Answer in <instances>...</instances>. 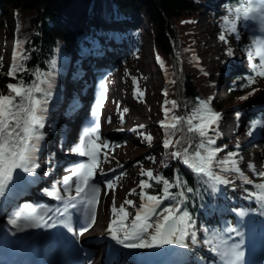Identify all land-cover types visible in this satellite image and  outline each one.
<instances>
[{
    "label": "snow or ice",
    "instance_id": "obj_1",
    "mask_svg": "<svg viewBox=\"0 0 264 264\" xmlns=\"http://www.w3.org/2000/svg\"><path fill=\"white\" fill-rule=\"evenodd\" d=\"M229 11L234 18L228 20V17H225V20L232 25L228 31L235 33L237 20H240L252 22L257 26L259 32L264 33V0H242L239 7L229 9ZM218 38L227 43L223 33L219 34ZM236 38L239 39V36L237 35ZM249 48L252 51H249ZM245 51L250 57L255 55L259 58L258 64L251 65L253 74L246 77V85H242L251 86L256 83L257 77L264 78V36H253ZM227 55H233L231 49L227 51ZM23 59L26 57L22 56L18 49H14L12 63L7 73L9 77H15L18 71H25L23 64L20 63ZM56 68L57 62L52 59L48 71L34 72L36 80L31 84L27 82L8 83L6 87L9 94H0V197L6 195V189L11 192L15 188L14 180L18 183L24 179L20 173L31 176V183H35L39 179L36 175L37 169L40 167L37 162V154L42 150V142L45 141L46 137V133L40 130L45 127L48 103L53 98ZM133 83L135 84V80ZM257 90L253 89V92L248 95L254 94ZM137 95L142 97L144 94L138 91ZM241 99H247V97H241ZM104 100L105 92L103 84H101L98 97L91 109L92 123L83 128L68 149L72 154H78L87 159L66 168L65 171L69 174L64 175L61 181H54L51 190L42 189L47 196L62 202V207H36L30 203L17 206V210L7 220V223L13 226L16 232H24L29 228L53 227L55 224H61L69 232H73L75 213L76 223L80 225L75 231V235L83 236L97 222V205L100 200L101 187L94 181L98 171L101 176L105 175L104 170L100 167L101 155L103 154L104 161H107V152L103 150L110 147L109 141L100 135L99 116ZM173 107H175V102H173ZM117 108L119 111V105ZM168 111L165 109V121H161V127L165 129V139L163 140L165 149L174 148L182 143L181 140L175 142L172 140V135L182 122L186 123L188 133L200 138V142L195 146V151L190 152L189 148L172 151L170 155L173 159H179L198 176L207 177L208 181H211L213 192L217 191L216 185L230 183L228 179L213 172L214 164L224 171L238 173L244 183L252 184V180L244 176L240 168L237 167V161L234 157L238 153L229 152L225 159L217 160V155L222 149L213 147L216 141L209 136V132H217L222 119L221 113L213 111L208 102L205 101L200 103L186 121L185 118L179 116H172L169 120ZM127 112V108L120 112L121 122H123L124 113ZM144 127L143 124L137 126L138 129ZM258 127L264 128V119L252 120L248 134L251 135L252 131ZM116 130L122 131L123 129ZM138 134L145 141L151 143V135L143 132ZM118 166L122 167V165ZM248 167L254 170L253 165L250 164ZM110 171L115 172V169H110ZM49 175V171L44 172V176ZM141 175L147 176L150 180H155L157 184L162 183L163 187L160 194H148L145 189H150L153 185L141 179L138 185L140 189L138 207L126 197L124 203L117 208L113 195L110 209L112 219L108 223L104 235L125 249H158L166 245H179L187 248L185 238L189 235L192 243L195 244L197 237L193 229L196 221L188 208L182 207L187 199L185 193H191L193 189L188 187L179 175L175 176L174 183L160 175L154 176L151 170L142 171ZM257 175L264 181V171H259ZM59 183L63 185L62 190L57 187ZM10 184L12 188L9 187ZM103 184L107 189L114 190L115 188L111 179H105ZM254 187L256 191L249 192L248 195L260 202L261 215H264V182L257 183ZM172 188L182 190L173 193L170 191ZM133 194H136V189H131L128 193V195ZM104 195H108V192L106 191ZM164 201H172V203L162 207ZM125 205L134 208V213L129 212ZM70 209L74 212L69 211ZM233 211L237 210L233 209ZM238 215L244 216L246 213L238 211ZM226 232L240 236L241 240L238 243L229 244L228 241L232 239L231 235L224 239L219 233H214L212 238L206 239L204 243L209 245L210 250L219 256L222 264H239L244 257V252L240 250L243 234L233 227L227 228ZM214 241L218 242L214 243Z\"/></svg>",
    "mask_w": 264,
    "mask_h": 264
},
{
    "label": "rangeland",
    "instance_id": "obj_2",
    "mask_svg": "<svg viewBox=\"0 0 264 264\" xmlns=\"http://www.w3.org/2000/svg\"><path fill=\"white\" fill-rule=\"evenodd\" d=\"M225 2V0H222ZM229 9L232 7L224 6L218 12L222 13V17H228V20L233 19L232 13H230ZM133 15L131 17L133 20L130 24H137L139 19L135 18ZM14 15L12 12H8L7 14L0 18V43L2 47L0 48V75L4 74V72L8 69L11 59V47H12V36L14 33ZM196 30L199 36V42L195 51V60L199 64L200 67H204L208 74L213 78V81L216 84V92H215V100L214 102H221L222 109L221 115L222 119L219 123L216 135L213 139L218 143V140L224 138L227 139V144L234 148L233 152L238 153L234 159L237 161V167L240 168L241 172L244 176H247L250 180H252V184H246L241 178L231 176L230 174L224 175L223 173H227L228 171H224L221 167L218 168V171H221L222 178H226L230 181L229 184L223 185V188L217 191L218 196L215 201V212L217 213L219 210L221 211L222 207H225L226 212L231 211L232 207L236 206V213L238 211H244L247 214L253 212V203L247 201V197H249V192L256 191L254 185L260 182H264L261 178L256 177L257 171H264V138L261 140H255L251 143H247V131L243 129L242 125L248 120V116L251 113L257 112L260 109L259 118L264 116L263 108H259L262 101H264V80L258 81V90L255 95L251 97L248 101L243 104L235 105L232 101L231 96L228 93L227 88L233 85L236 80L235 76L238 71L245 69H252V64H258L259 58L255 55L251 57L248 55V52L245 51L246 46H249L251 41L247 39V36H258L254 33V29L257 28L255 24L252 23L251 27L247 30H243L242 26L239 25V21L237 20L235 33L228 31V26L223 25V21L211 18L205 10H201L197 15H195ZM227 22V21H226ZM246 22V21H244ZM230 28L232 27L229 24ZM118 28V30H117ZM112 33L120 34L122 39L128 40L132 45L127 49V63H123L121 60L117 59L113 61L110 66H107L105 71V101L103 103L102 111H100V135L103 139H107L109 141L110 147L106 150L108 155V160L104 161L103 154L101 155V164L100 167L104 170L105 175L101 176L99 171L96 174V178L100 182L102 199L107 203V198L113 202V195L115 196V203L123 204L125 198L132 199L135 205L138 207L140 203L139 192L140 189L138 187L140 182L141 172H147L151 170L154 176L159 173L161 170V165L158 160V156L160 154L155 155L158 150V145L163 146V134L161 131V121H165V105L162 100V76L159 73L158 67L155 65L152 50L148 39L144 38L141 42L137 40L133 32L130 30H124L121 27H117L114 25L112 29H110ZM116 30V31H115ZM223 33L226 37L227 43L220 41L218 36ZM237 35L239 39H237ZM85 51H96V47H98V43H83L82 44ZM177 51V46H174ZM140 49L141 53L139 56H134L132 53ZM227 49H231L233 55L232 61H228L231 59V56L227 55ZM249 51H252L249 48ZM86 52V53H87ZM69 70L64 73L62 81L64 82L65 88L67 90L68 83L71 88V92L74 90V86H78V84L83 83L79 81L76 76H72V71L79 72L82 75H88L86 69V63L84 56H80L77 53H73L70 65L68 64ZM109 71V72H108ZM135 80V84L133 81ZM4 86L0 83V94H4ZM143 92V96L139 97L137 92ZM63 94V92H62ZM61 94V95H62ZM55 99H51L48 103V111L46 113V118L51 115L49 107L54 104ZM117 105H119V115L120 112L123 111L124 108L128 109L127 113L123 115V122H121V117L118 121L114 120L111 116V113L114 109H117ZM92 106H90L91 108ZM198 106L190 105L189 107L182 106L178 109V113L185 118V120L189 117L188 115L192 114ZM134 113L139 112L141 117H138L136 113L131 115L129 112ZM82 113L93 120L91 115V111L84 108ZM258 113V112H257ZM168 118L172 117L170 113L167 114ZM237 115V121H233L230 123V119ZM83 117V116H82ZM138 117V118H137ZM134 118L135 120H139L141 124L145 127L143 129H138L134 126L133 122L130 120ZM89 119V121H90ZM91 120V123H92ZM59 127V124H57ZM238 125V131L235 132V127ZM46 127V125H45ZM45 127L42 132H45ZM51 128V127H50ZM136 130L134 131V129ZM116 129H123L122 131H117ZM49 131V129H48ZM47 131V132H48ZM143 132L145 134H149L152 137L151 143L145 141L142 136L138 133ZM75 130L73 131V137L79 135V133ZM75 135V136H74ZM72 138V135L71 137ZM225 141V140H224ZM72 141H69V147L71 146ZM226 142V141H225ZM213 145V147L222 148L219 143L217 145ZM237 145H239L237 147ZM153 147H156L153 149ZM69 148L62 149L59 151L61 154L60 157L64 159V164L62 165L61 173L52 175L53 166L49 167L50 174L52 175L51 180H46V185H52L54 180H59L64 176V171L69 167L71 162L68 160L71 159L74 154H72ZM53 155V154H52ZM76 155V154H75ZM56 154L52 156V163L55 164L54 160ZM219 158V153L217 155V160ZM82 159V158H77ZM47 160V159H46ZM85 161V160H83ZM82 161V162H83ZM253 165L254 170L249 168L248 165ZM38 168L39 172L42 171V164H39ZM118 165H122L119 167ZM110 169H115V172L110 171ZM44 171H47L44 168ZM59 172V171H58ZM234 172V171H233ZM24 173H20L22 176ZM48 178V176H44V179ZM105 179H111L115 185L114 190L107 189L103 181ZM16 186H20L19 182L17 183L15 180L13 182ZM45 183V181H44ZM48 183V184H47ZM10 186H12L10 184ZM9 186V187H10ZM58 189L61 187L57 186ZM131 189H136V194L128 195ZM108 192V195H104L105 192ZM43 201L48 202L47 204L50 206H54L57 202L53 197L47 196L42 190L37 191ZM241 195L242 197L239 199L237 195ZM46 197V198H44ZM15 195L11 192H8L6 189V195L4 197H0V214L2 212L3 204L6 200L14 201ZM251 201H257L254 197H250ZM55 201V202H54ZM235 202V203H234ZM20 205V203L18 204ZM126 209L129 212L134 213L135 209L125 205ZM103 210V208H102ZM213 211V210H212ZM103 211L98 209L97 217H102ZM3 213V212H2ZM225 221L222 223L221 233L219 234L221 237L225 239L223 236L224 232L227 228L233 227L235 228V224L232 222L230 225L227 223V217L222 216V214H218ZM108 216L106 213L104 214V218ZM248 216V215H247ZM224 217V218H223ZM112 217L109 219L111 220ZM8 220L7 214L0 215V224L3 221ZM108 225L105 224V227ZM205 229V228H204ZM198 231L197 228H194L196 232L197 242L193 244L196 248H199L201 251V240L203 238L211 237L216 230L213 228L211 232L207 233L205 230ZM87 237H90L86 235ZM92 237V236H91ZM84 239H89L85 238ZM227 239V238H226ZM111 240V239H110ZM235 241V239H232ZM112 241V240H111ZM237 241V240H236ZM239 241V240H238ZM218 241H214L216 243ZM110 243V241H109ZM108 245H112V248L116 251H126V250H135V249H125L121 245L113 243V241ZM104 244L103 246H105ZM181 254L184 255L188 264H194L195 262H199V264H204L203 260L200 259L198 261H194V256L192 252H189L188 249L181 247ZM207 251H202L204 254H209V257L218 256L207 248ZM147 251V250H146ZM145 252V251H143ZM218 263V262H217Z\"/></svg>",
    "mask_w": 264,
    "mask_h": 264
},
{
    "label": "trees",
    "instance_id": "obj_3",
    "mask_svg": "<svg viewBox=\"0 0 264 264\" xmlns=\"http://www.w3.org/2000/svg\"><path fill=\"white\" fill-rule=\"evenodd\" d=\"M0 0V18L8 12L14 15L15 29L12 36L11 59L14 49L26 57L20 61L25 71H18L15 77L7 75L8 69L0 75V83L4 86V95L9 94L6 85L8 83L27 82L31 84L36 80L35 71L45 72L50 68V61L55 59V87L53 95H58L63 89L62 75L64 74L72 53L84 54L82 44L91 36L92 30L100 32V26L111 25V19H117V23L130 32H133L139 42L144 38L150 43L155 65L162 76V100L165 109L173 116L180 115L177 111L181 106H199L202 101L208 102L210 108L221 110V102L215 103L214 96L216 84L204 67H200L195 60V51L199 42L196 30L195 15L205 10L213 19L223 21L228 25L222 13L218 12L222 7H237L238 0ZM135 15L139 19L138 26L125 24ZM145 24V25H143ZM129 45V44H128ZM177 46V51L174 46ZM140 49L134 51V56H139ZM125 56L122 61L127 63ZM178 58L180 61H178ZM87 70L93 71L94 60H85ZM253 71H246L239 75V80L227 88L235 105L248 101L258 89V81L264 78L257 77L256 83L246 85V77ZM39 96V94H37ZM247 97V99H241ZM175 102V107H173ZM163 138L165 129L160 127ZM211 133V131L209 132ZM172 140H181L176 147L165 149L158 145L155 155L158 156L161 170L156 175L175 182V176L179 175L188 187L193 189L191 193H185L186 206L196 221L195 227L202 231L205 227L214 224L211 219L205 220L204 214L210 213L215 203L216 193L211 190L208 178L198 176L185 166L179 159H173L172 151L189 148L195 151V146L200 138L187 132L186 123L182 122L172 135ZM156 147H153L155 149ZM232 149H224L220 152L219 160L227 157ZM165 165H167L165 167ZM217 167L216 164H214ZM218 168V167H217ZM230 173V172H229ZM233 176L240 175L232 172ZM141 179L152 184L153 187L145 189L148 194L158 195L163 185L157 184L147 176ZM205 181H208L205 183ZM182 189L172 188L173 193ZM172 201H164L162 205H168ZM194 231V230H193ZM188 237H191L190 235ZM186 237L187 240L189 238ZM190 241V240H189ZM204 250L207 244H203ZM195 258H203L206 264L210 260L201 255L194 248Z\"/></svg>",
    "mask_w": 264,
    "mask_h": 264
},
{
    "label": "bare ground",
    "instance_id": "obj_4",
    "mask_svg": "<svg viewBox=\"0 0 264 264\" xmlns=\"http://www.w3.org/2000/svg\"><path fill=\"white\" fill-rule=\"evenodd\" d=\"M239 25H243L242 26V29L243 30H247V29H249L251 27L252 22H248V21H246V22L243 21L242 22V21H239ZM256 32H257L258 35H263L264 34V33L259 32L258 30H256ZM1 47H2V44L0 43V48ZM228 50L229 49H227V51ZM234 56L235 55H232L230 57L231 59H229L228 61L229 62L232 61V58ZM81 79L84 80V76L83 75H82ZM76 95H77V86L75 87V89L73 90V92H71V96L72 97H75ZM78 102H79V100H77V103ZM259 106L264 107V101H262ZM80 107H81V105H80ZM75 109H77V108H75ZM129 113L131 115H134V113H136L138 117H141L139 112H136L135 111L134 113H132L130 111ZM51 116H53V115L51 114ZM111 116L116 121H118L120 119V115H119L117 109H114L112 111ZM237 118H238V116L237 115H234V117H232L230 119L231 120L230 123L232 124L233 121L234 122L237 121ZM130 120L133 122V124H134V126H136V128H137L138 125L141 124V122H139V120L137 121L134 118H132ZM64 121H66V120H64ZM237 128H238V125L235 127V132L238 131ZM50 134H48V136ZM68 160L69 161L72 160L71 162H74L75 161L74 158L68 159ZM60 161L64 162L63 158ZM73 164H75V163H71L68 168H70ZM68 174H69L68 172L64 171V175H68ZM61 180L62 179H60L59 181H61ZM96 183L98 184V186L100 185L99 184V181H96ZM59 185L63 186L62 183H59ZM72 194L74 195V192ZM102 194H103V192H101V195ZM237 197L240 199L242 196L239 194V195H237ZM246 199H247V201L251 202V204L253 203L252 204L253 205V208L255 207L254 210H253V212H250L249 214H247L248 215V218L246 219V222L249 225H251V223H249V222L250 221H253V220L256 221L258 219V217L256 218V216H258L259 214H261L262 209L259 207V203H257L256 201H251L250 200V197H247ZM106 200H107V203L100 196V200H99V204L98 205L100 206L101 211L104 210L103 215H102V217L97 218V222L93 225V227L91 229H89L88 232L85 233L88 236H90V234H91L92 237L91 236L90 237H87L86 235L83 236V241L81 242V245H82V243L83 244L89 243V244L93 245L94 247L100 248V247H103L104 244H107L108 245L109 241H111L109 238H107L106 235H104V231L107 228V226L105 227V224H107V221L109 223L110 222L109 219L112 217L111 210H110L111 209L112 202L108 198ZM12 204H13V201H9V199L6 200L5 203L3 204V209L8 210V207L10 205H12ZM115 204H116V207L119 208L120 204H117V203H115ZM134 205H135V203H134ZM102 208H103V210H102ZM225 209H226L225 207H222L221 211L224 212ZM105 213L108 216H106L104 218V214ZM238 218H239V222L241 224H243L244 220L242 219V217L238 216ZM1 226L2 227L5 226V228L7 230V233L2 232L0 234V241L3 242V240L5 239V241H4L5 244H2V245H6L11 240L17 241L20 237H22V235H25V234L27 235L25 237H27L28 240L31 239V237H32L31 235L28 234V233L31 232L32 228L26 229L24 232H16L15 229L13 228V226L9 225L8 223L7 224H2ZM37 229H38V231L36 233L37 234L39 233V236L41 238L42 237L44 238L45 237V233L43 232V230H41L40 228H37ZM101 236H103V237H101ZM84 237L85 238H89V239H84ZM158 249H161V251H163V247L162 248H158ZM105 250H106L107 264H136V260L137 259L136 258H132V257H130V260L127 257H123V258L120 257L117 260H113L114 256L112 255V252H111L110 248L109 247H106ZM181 250L182 249H181V247L179 245H175V256H173V258H171V260H169V263L170 264H182L184 262L183 255L181 254ZM111 255H112V257H111ZM95 257H96V255H95ZM97 259H99V258L97 257ZM47 264H49V263H47Z\"/></svg>",
    "mask_w": 264,
    "mask_h": 264
},
{
    "label": "water",
    "instance_id": "obj_5",
    "mask_svg": "<svg viewBox=\"0 0 264 264\" xmlns=\"http://www.w3.org/2000/svg\"><path fill=\"white\" fill-rule=\"evenodd\" d=\"M173 246L174 245H166L165 247H166L167 250H171Z\"/></svg>",
    "mask_w": 264,
    "mask_h": 264
}]
</instances>
